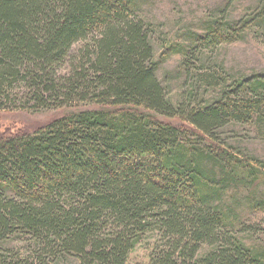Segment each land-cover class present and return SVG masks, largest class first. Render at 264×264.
Masks as SVG:
<instances>
[{"label": "trees", "instance_id": "1", "mask_svg": "<svg viewBox=\"0 0 264 264\" xmlns=\"http://www.w3.org/2000/svg\"><path fill=\"white\" fill-rule=\"evenodd\" d=\"M257 5L170 50L205 67V49L264 30ZM146 21L140 0H0V112L98 106L0 130V264H264V220L242 212L264 209V160L218 137L235 123L264 138V73H197L215 97L194 85L176 103Z\"/></svg>", "mask_w": 264, "mask_h": 264}, {"label": "rangeland", "instance_id": "2", "mask_svg": "<svg viewBox=\"0 0 264 264\" xmlns=\"http://www.w3.org/2000/svg\"><path fill=\"white\" fill-rule=\"evenodd\" d=\"M260 0H140V16L149 26L155 48V59L159 61L157 75L166 87L167 95L178 103L180 96L186 100L190 89L197 85L198 101H205L215 97L220 89L206 87L195 83L194 76L197 73H213L224 77L227 83L232 80L246 77L256 73H264V30L254 26L242 40L223 43L215 48L203 51L206 61L205 67L193 60L194 67L184 70L182 54L170 50L172 43L187 44L194 32L203 31L206 21L219 18L237 19L249 16ZM81 43L75 47L77 51ZM201 72H198V71ZM71 72L70 62L62 65L60 73ZM223 83V80L220 81ZM79 101L63 102L62 105L53 103L48 109L12 110L0 112V130L8 128L11 132L22 130H35L50 122L54 118L75 110L88 107H98L93 104H77ZM162 121L190 127L189 124L178 117L155 115ZM257 127L245 124H230L218 134L224 143L232 144L249 157H257L264 160V138L257 134ZM248 195V191H246ZM245 195V193L243 194ZM244 217L247 223L261 222L264 220V209L245 207ZM248 236V235H247ZM259 242L262 236H254ZM248 238H251V236ZM263 239V238H262ZM70 264H76L71 260Z\"/></svg>", "mask_w": 264, "mask_h": 264}]
</instances>
